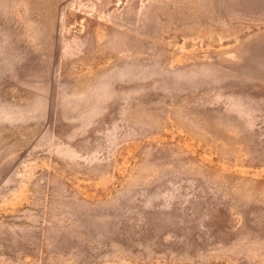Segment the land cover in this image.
Instances as JSON below:
<instances>
[{
  "label": "rangeland",
  "instance_id": "rangeland-1",
  "mask_svg": "<svg viewBox=\"0 0 264 264\" xmlns=\"http://www.w3.org/2000/svg\"><path fill=\"white\" fill-rule=\"evenodd\" d=\"M0 264H264V0H0Z\"/></svg>",
  "mask_w": 264,
  "mask_h": 264
}]
</instances>
